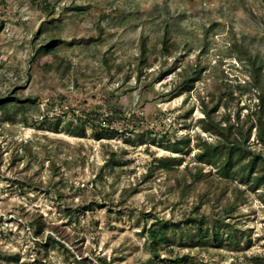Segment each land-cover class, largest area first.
<instances>
[{"label":"rangeland","instance_id":"obj_1","mask_svg":"<svg viewBox=\"0 0 264 264\" xmlns=\"http://www.w3.org/2000/svg\"><path fill=\"white\" fill-rule=\"evenodd\" d=\"M263 87L264 0H0V264H264Z\"/></svg>","mask_w":264,"mask_h":264},{"label":"trees","instance_id":"obj_2","mask_svg":"<svg viewBox=\"0 0 264 264\" xmlns=\"http://www.w3.org/2000/svg\"><path fill=\"white\" fill-rule=\"evenodd\" d=\"M50 45H52V43H48L47 45L45 44L43 48H45V50L47 51ZM257 98V107L251 113L252 122L248 124L247 128L245 129L242 126L239 127V136L237 134H228L227 130L232 127V124H229L227 126L221 125L220 122L214 121L211 117L210 112L207 111L208 118H205V120H207V123L204 126L205 129L214 132L217 135H220L221 137H223V140L221 142L206 145L200 152L197 153L198 160L215 162L217 161L216 159L223 157L219 165H221L222 171H230L232 168L236 167V165L240 164L242 159L246 157V154L242 151V146L243 143L249 138L253 126L257 127L258 138L264 142V87L259 90ZM28 99H30L31 101L35 100V98L33 97H29ZM5 100L6 99H3L1 102L5 103ZM172 147L174 149H178L175 144H173ZM256 157V159L252 160L251 165H249L248 163H243L242 165L238 166L236 171L244 172L245 170L249 169L248 175H250L251 172H254L257 163H261L264 168V157H262L259 153L256 154ZM261 181H264V175L259 174L257 176L256 183H261ZM205 217L206 216L202 217L200 225L195 230L199 241L203 244L209 241V238L207 237V223ZM167 222L170 221L157 219L156 222H154V226L156 225V223H158L156 228H153V226H149L148 228L149 235L157 238V243H160L161 241L171 243L169 242L171 240V236H168V233L165 230L170 226ZM202 224L205 225L202 226ZM224 225H228V222H226L224 219L217 218L216 220H214L211 236L212 239H210V241H214L217 245L222 243V241L224 240L223 234L225 232H227V235L229 237H232L229 232L230 230H226ZM175 226L180 229L182 228L180 222H173L170 229L174 231L176 229ZM14 259L18 261L19 257H14ZM22 264L31 263L23 261ZM174 264H184V256H176L174 259Z\"/></svg>","mask_w":264,"mask_h":264}]
</instances>
